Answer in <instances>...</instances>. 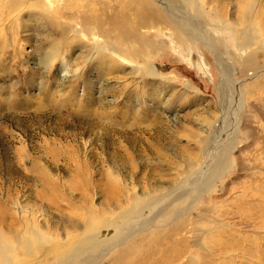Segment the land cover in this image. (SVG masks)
I'll use <instances>...</instances> for the list:
<instances>
[{
  "label": "rangeland",
  "instance_id": "1",
  "mask_svg": "<svg viewBox=\"0 0 264 264\" xmlns=\"http://www.w3.org/2000/svg\"><path fill=\"white\" fill-rule=\"evenodd\" d=\"M51 1L59 9V22L31 8L7 19L0 13V235H15L28 223L26 232L38 229L61 241L65 219L85 212L92 222L104 217L111 223L115 201L123 203L124 196L157 199L198 188L207 168L228 147L230 166L207 193L218 199L217 210L232 201L227 199L260 187L264 39L247 29L264 31V0H189L181 7L162 0L161 9L149 0L156 25L140 29V58L130 62L110 55L122 67L94 62L102 55L93 48V26H87L91 35L84 30L79 36L64 35L63 30L79 28L80 20L103 24L117 18L129 33L137 17L148 13L137 14V0ZM185 13L208 31L215 56L192 38L189 25L177 24H185ZM248 14L252 20L241 26ZM103 34L98 42L111 40V33ZM127 43L130 51L140 49L137 42ZM152 67L156 74L150 77ZM198 211L183 216L194 220ZM204 212L210 221L190 224L181 234L191 235L196 245H185L177 261L163 264H264V218L249 226L226 209L225 222L233 225L228 233L240 234L242 249L215 257L217 248L209 244L220 233L215 210ZM147 233L133 237L116 264L175 254L173 230ZM112 263L109 251L96 264Z\"/></svg>",
  "mask_w": 264,
  "mask_h": 264
},
{
  "label": "bare ground",
  "instance_id": "2",
  "mask_svg": "<svg viewBox=\"0 0 264 264\" xmlns=\"http://www.w3.org/2000/svg\"><path fill=\"white\" fill-rule=\"evenodd\" d=\"M151 1L159 9H161L160 6H162V3L164 1H170L173 3L179 2L180 7L189 4V0ZM151 1L137 0V14H139V11H143L144 9L148 13L146 17L137 15V22L132 25V30H130L129 33L128 30L130 28L124 29L125 23L122 20L119 21L117 18L103 24L102 22L97 21L85 23L84 21L80 20L81 23L79 28H77L76 26H70L69 28H64L63 33L65 35V33H69L71 31V36H79L80 33L84 30L86 34L91 35L87 32V26H93L95 31L92 35L95 39L93 48L95 53H97L98 55H102V58L100 60H96L94 62H98L100 64L102 63L104 65H111V67H122L123 65L121 63L119 64L118 61H115L114 58H111L110 55H115L119 57V59L120 57L123 59L125 57H128L130 59V62L133 58L141 57V50H144V47L141 48V44L139 42V35H141L140 29L156 25L151 15H155L156 10L153 7L154 11H152L148 4H152ZM156 3H158V5ZM254 3L256 4V2ZM26 7H28L27 10L24 9ZM30 8L38 14H43L46 17H51L56 22L60 21L56 16L59 14V9L53 7L51 0H0V13L6 15V19L17 17L20 13L23 12H28ZM252 17V14H248L244 18H242L241 26L249 24L252 20ZM4 19L3 21H5ZM182 20L185 24H183L181 20H177V24L181 25L182 27H186L187 25H189L190 30H188V32L192 35V38L202 41L207 46L208 50L215 56V53L213 51L214 47L213 45H211L212 42L209 39V33L207 30H205L202 23L199 22V20H196L195 22L192 15L188 13H185V17ZM99 25L106 27L104 29ZM247 30L255 32L256 34L258 33V35L264 39V31L262 29L255 27L252 29L248 28ZM104 31L111 33L109 35V38H111V40L103 41V43L98 42V40H96L97 37L107 35L103 34ZM70 40L72 42L74 39L71 38ZM127 42L139 43L140 49L130 51L129 44ZM247 58L249 57H246V59ZM142 60L143 59H141V61ZM134 70L135 69H132L131 73L139 74L141 72H137ZM155 74L156 68L152 67V70L150 71V73H148V75L150 77H153ZM102 113L96 112V115L100 118H105V115ZM214 142L215 141H212V143ZM228 148L222 149L219 152L217 160L213 158L216 160V162L213 163L212 168L206 167L207 170L201 178V181L204 182L198 188H195L192 191H189V189H184L177 194L169 193L157 199L150 198L140 200L135 196H124L123 203H121L122 200H120L119 202L115 201L114 206H116L117 209L109 214L112 217L111 223L108 222L104 217H101L95 222H92L91 214L85 212L78 218L70 217L69 219H65L67 225L65 226V234L61 241L59 240V237L50 239L48 236L38 233V229H35L34 231L30 228V231L26 232L28 223H26V225L21 224L20 228L22 229H19L18 233H16L15 235L1 234L0 264H47V261H43L46 259V257H50L52 259L51 263L49 264H96L97 261H99L105 255L109 254V251H112V264H116V256L120 253H124L130 250V247L133 244V240L131 239L139 233H144L147 231L149 233H147V236L145 237H149L152 233H156L159 231L170 232L171 230L175 232V236L177 238V242L174 243L173 249L171 251L175 254H169L168 252H166L162 254L163 256L160 257L159 260H157L158 258L152 261L149 259H143L142 261L136 262L133 259L127 261L126 263L163 264L166 261H169L171 258L173 259V261H177L178 258H180L184 254V251H186L185 245H196V241L191 240V235L190 237L184 238L181 234L185 231H188V226L192 228L190 224H202V221H210L204 211L212 208H214L216 216L214 217V221L220 231V233H217L216 236L212 238V242L209 241L211 249H214L215 246L217 248L215 257L222 255L228 256V252L231 249L241 250L242 246L239 241L240 234L237 233L236 235H230L228 233V229H231V226L233 225L229 226L225 222L226 209H230L231 217L236 218L237 220L242 219V221H244L245 223L249 222V224L251 223L255 226L258 225V223L260 224V221L262 220L261 218H264V182L262 181L264 179L261 180L262 183L259 182L260 187L253 188L250 191L251 193L253 191L252 194L239 192V195L227 199L232 200L231 202H228L227 204H220V209L217 210L218 199L216 200V198L214 199L213 197H209L210 194L207 195V193L212 191L211 188L213 187L214 180L218 179L219 175H221L223 171L230 166L229 154H231L232 151ZM233 148L231 149L233 150ZM204 162L207 163V161ZM193 176H191L188 180L190 181ZM183 182H181L180 184H182ZM255 182H257V180ZM243 198V203H246L245 205L241 203ZM187 202H189V205H185ZM222 202H225V200ZM209 203L210 206L207 207ZM191 209H199L197 214L198 216L196 219L194 218V220L189 219L188 214L186 216H183L185 215V213H189ZM251 224L249 226H251ZM160 228L163 229L159 230ZM100 239L106 240L103 243L98 244V246L96 245V242ZM143 239L144 238H142V240ZM181 240L183 243L181 242ZM94 242L96 247L94 246V248L92 247L91 249L87 250L86 248L92 245ZM128 247L129 249L126 250V248ZM84 249H86L87 251H84Z\"/></svg>",
  "mask_w": 264,
  "mask_h": 264
}]
</instances>
